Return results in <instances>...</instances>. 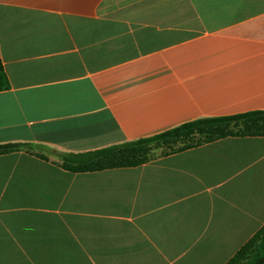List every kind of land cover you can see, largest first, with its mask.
<instances>
[{
    "label": "crops",
    "instance_id": "obj_1",
    "mask_svg": "<svg viewBox=\"0 0 264 264\" xmlns=\"http://www.w3.org/2000/svg\"><path fill=\"white\" fill-rule=\"evenodd\" d=\"M264 0H0V264H227L264 226V136L75 173L64 154L264 111Z\"/></svg>",
    "mask_w": 264,
    "mask_h": 264
},
{
    "label": "trees",
    "instance_id": "obj_2",
    "mask_svg": "<svg viewBox=\"0 0 264 264\" xmlns=\"http://www.w3.org/2000/svg\"><path fill=\"white\" fill-rule=\"evenodd\" d=\"M9 88L0 60V91ZM230 136H264V111L196 120L137 141L82 154H64L60 165L75 173L135 168L157 154L177 153ZM31 148L30 144L0 145V155L30 152ZM227 264H264V226Z\"/></svg>",
    "mask_w": 264,
    "mask_h": 264
},
{
    "label": "rangeland",
    "instance_id": "obj_3",
    "mask_svg": "<svg viewBox=\"0 0 264 264\" xmlns=\"http://www.w3.org/2000/svg\"><path fill=\"white\" fill-rule=\"evenodd\" d=\"M264 8V4H262V9ZM237 130V129H236ZM179 144L180 145H183V143L182 142H179ZM32 149H34V148H32ZM35 150V149H34ZM158 151V150H157ZM160 152V151H159Z\"/></svg>",
    "mask_w": 264,
    "mask_h": 264
}]
</instances>
